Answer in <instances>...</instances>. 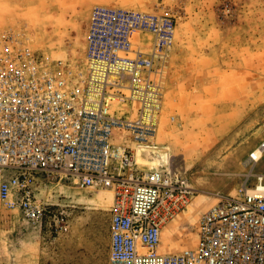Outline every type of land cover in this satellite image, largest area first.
Returning a JSON list of instances; mask_svg holds the SVG:
<instances>
[{"label": "built area", "instance_id": "1", "mask_svg": "<svg viewBox=\"0 0 264 264\" xmlns=\"http://www.w3.org/2000/svg\"><path fill=\"white\" fill-rule=\"evenodd\" d=\"M176 28L170 13L96 6L83 67L2 35L0 199L41 227L57 206L41 195L49 184L112 192L110 264H264L261 174L256 192L246 181L216 194L195 248L160 250L164 227L196 194L185 176L146 159L159 148ZM51 223L57 235L70 230L64 212Z\"/></svg>", "mask_w": 264, "mask_h": 264}, {"label": "rangeland", "instance_id": "2", "mask_svg": "<svg viewBox=\"0 0 264 264\" xmlns=\"http://www.w3.org/2000/svg\"><path fill=\"white\" fill-rule=\"evenodd\" d=\"M96 6L176 18L157 142L169 155L163 165L185 176L196 194L164 227L160 250L193 249L216 194H236L246 181L251 189L255 179L253 162H244L264 142V0H0V37L13 35L50 60L83 67ZM244 148L246 156L231 164L229 157ZM255 172L264 174V157ZM43 191L57 204L46 223L61 212L69 222L84 212L111 217L112 192L68 184H49ZM19 218L0 199V264L5 224Z\"/></svg>", "mask_w": 264, "mask_h": 264}, {"label": "crops", "instance_id": "3", "mask_svg": "<svg viewBox=\"0 0 264 264\" xmlns=\"http://www.w3.org/2000/svg\"><path fill=\"white\" fill-rule=\"evenodd\" d=\"M240 151L242 153L239 155L233 154L229 157L231 164L235 165L246 156L245 148ZM263 157L264 153L257 163H253L255 179L252 190L257 185L256 175L264 176L263 173L255 172ZM247 160L244 162L245 166ZM44 198H48L47 193ZM94 198L98 196L92 199ZM102 198L101 196L98 199L102 202ZM83 202L87 203L88 200L83 199ZM46 221L41 227H32L20 218L16 222L5 224L2 264H110L112 213L109 219L106 216L81 213L72 222L68 220V233L58 235L53 232L52 223Z\"/></svg>", "mask_w": 264, "mask_h": 264}, {"label": "bare ground", "instance_id": "4", "mask_svg": "<svg viewBox=\"0 0 264 264\" xmlns=\"http://www.w3.org/2000/svg\"><path fill=\"white\" fill-rule=\"evenodd\" d=\"M263 153L264 151L260 148H257L253 153L252 155H250L249 159L247 160V162L245 163L246 165L250 164V162H253V163H257L263 156ZM153 154V155H152ZM150 156L153 157V159L151 161H160L161 162L163 161V163L165 162L164 160H167L169 159V156L168 154H166V152L162 151L161 149H157L156 151L152 152V153H149ZM139 158L141 159V156H139ZM157 165V164H156ZM260 187V190L262 189V186H259ZM249 192H256L257 190L254 189H249L248 190Z\"/></svg>", "mask_w": 264, "mask_h": 264}, {"label": "water", "instance_id": "5", "mask_svg": "<svg viewBox=\"0 0 264 264\" xmlns=\"http://www.w3.org/2000/svg\"><path fill=\"white\" fill-rule=\"evenodd\" d=\"M153 155V154H152Z\"/></svg>", "mask_w": 264, "mask_h": 264}]
</instances>
